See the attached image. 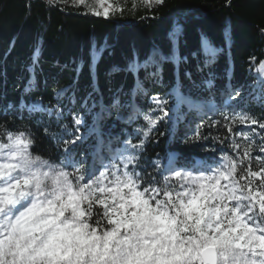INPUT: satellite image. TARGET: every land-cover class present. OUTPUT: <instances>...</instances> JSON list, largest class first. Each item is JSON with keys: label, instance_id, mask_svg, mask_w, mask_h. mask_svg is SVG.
<instances>
[{"label": "snow or ice", "instance_id": "1", "mask_svg": "<svg viewBox=\"0 0 264 264\" xmlns=\"http://www.w3.org/2000/svg\"><path fill=\"white\" fill-rule=\"evenodd\" d=\"M48 2L51 4L54 0ZM62 2L67 3V0ZM144 2L149 3V0ZM151 2L162 4L163 0ZM72 3L86 5L97 17L109 18L115 11H123L111 0H95L94 5H87V0H72ZM181 32L182 27L176 23L168 33L172 45L169 54L153 45L141 60L133 48V59L126 71L136 76V86L133 100L124 105L130 109L127 122L138 119L143 111L135 102L136 94H148L139 77L141 70L145 71L146 79L162 83L163 64L171 62L177 75L176 86L166 94L177 103L166 109L164 105L168 100L158 95L152 98L162 115L153 118L151 111L144 115L147 129L134 130L135 134H142L138 143L129 139L113 150L111 140L106 147L98 135V121L103 113L121 108L119 94L112 98L110 106L100 101L101 111L94 116L93 125L86 133H80L85 124L83 115L73 116L75 133L79 134L68 131L67 124L62 126L61 132L74 138L63 141L65 147L59 163L44 159V163L36 167L34 157L42 156L30 151L35 139L25 131L14 134L0 125V129H4L0 131V264H264V159L255 157L254 167L253 136L233 133L232 128L233 123H238L248 128L257 125L264 130V122L251 111L245 112L229 103L237 98L245 100L244 86L235 89L229 80L228 90L222 93L226 99L221 101L220 110L230 114L225 116V121L233 136L231 145L237 153L235 157L224 154L203 166H198L194 158L180 157L167 158L166 166L161 167L157 159L153 162L155 174L141 166V153L160 121L168 120L170 126L185 121L186 130L191 131L194 121H187V113L181 109L212 111L216 108L214 94L204 98L183 91L179 65L182 59L186 63L188 58L179 53ZM201 42L205 55L211 51L215 57L222 51L210 48L203 33ZM107 47L106 42L97 51L93 45L94 63L99 62ZM39 56L37 47L33 65L28 69L32 76L24 88L25 93L34 90ZM212 63L214 59L206 60L204 65ZM82 68L83 62L76 68L77 79ZM89 69L91 72L92 64ZM202 70L198 66V71ZM117 71L121 69L113 67L112 72ZM257 71L264 77V61ZM185 75L191 79L190 72ZM204 85L211 89L214 81L205 80ZM72 88L73 85H69L58 90L57 101L72 92L68 103L74 106L76 95ZM91 96L89 93L84 98L82 108H89ZM251 99L249 94L246 102ZM96 106L93 101L92 108ZM25 108L30 115L39 112L51 120L55 113L57 121L64 118L59 103L53 108L45 107L42 101L25 104L22 100L20 110ZM9 110H13V105L7 106L5 114ZM89 114H92L90 110ZM216 123L213 121V126ZM202 127L201 118L187 142L208 139L202 135ZM255 131L253 128L252 133ZM94 132L98 135L97 145L88 164L87 155L82 160L77 159L75 146L85 143ZM237 135L245 142L243 155L239 154L242 146L235 139ZM259 152L264 153V145L259 147Z\"/></svg>", "mask_w": 264, "mask_h": 264}, {"label": "trees", "instance_id": "2", "mask_svg": "<svg viewBox=\"0 0 264 264\" xmlns=\"http://www.w3.org/2000/svg\"><path fill=\"white\" fill-rule=\"evenodd\" d=\"M111 2L123 11H115L109 18H104L91 14L86 5H73L72 0L67 3L54 0L51 4L48 0H0V125L14 134L19 131L30 134L35 139V145L30 147L32 154L41 155L50 163H59L65 147L63 141L74 138L63 134L62 126L67 124L68 131L75 133L73 116L83 115L85 124L80 133H86L93 125L94 116L101 111L100 101L110 106L112 98L119 94L121 108L103 113L98 121V135L106 147L111 140L113 150L122 147L129 139L138 143L142 134L137 135L134 130L138 127L147 129L144 115L150 111L153 118L162 115L152 98L158 95L168 100L169 103L164 105L166 109L177 103L174 97L166 95L176 86L177 75L171 62L163 64L162 83L146 79L145 71L141 70L139 77L148 94H136L135 102L143 111L138 119L127 122L130 109L124 105L133 100L136 76L126 68L133 59V48L141 60L153 45L169 54L172 45L168 33L178 23L182 27L178 37L179 53L188 58L186 63L182 59L179 65V82L183 91L204 98L214 94L216 108L212 111L207 108L181 109L187 113V121H194L191 131L186 130L185 121L171 126L168 120L160 121L141 153V166L155 174L153 162L157 159L164 167L167 158H194L198 166H203L219 160L224 154L235 157L237 153L231 145L233 136L229 134L225 121V116L230 114L220 110L223 107L221 101L226 99L222 93L228 90L229 80L235 89L244 86L245 100L237 98L229 103L238 105L245 112L251 111L260 122H264V77L257 71L258 65L264 61V0H163L162 4L151 0L149 3L144 0ZM94 4L95 0H87V5ZM202 33L210 48L222 49L215 57L211 51L205 55ZM106 42L108 47L99 62L94 63L93 45L98 51ZM37 47L40 56L35 65L34 90L25 93L24 88L32 76L28 69L33 65L32 57ZM213 59L215 63L204 65L206 60ZM81 62L83 68L77 79L76 68ZM198 66L203 70L198 71ZM113 67H119L121 71L112 72ZM186 72L191 73V79L186 77ZM208 79L214 81L211 89L204 85ZM69 85H73L72 91L76 95L74 106L68 103L72 92L59 101L55 98L58 90ZM89 93L92 94L88 100L89 108L84 109L82 104ZM249 94L252 99L246 102ZM22 100L25 104L42 101L45 107L53 108L59 103L64 118L57 121L55 113L51 120L39 112L30 115L26 108L20 110ZM93 101L97 103L95 108H92ZM9 104L13 105V110L5 114ZM201 118L203 127L200 131L208 139L187 142ZM213 121L217 122L215 126ZM232 128L233 133L245 132L253 136L255 167V157L264 159V153L259 152V147L264 145L261 138L264 130L257 125L248 128L238 123H233ZM253 128L255 133H252ZM98 135L94 132L85 143L75 146L78 160L87 155V163L91 164ZM235 139L241 144L239 154L243 155L245 142L238 135Z\"/></svg>", "mask_w": 264, "mask_h": 264}, {"label": "clouds", "instance_id": "3", "mask_svg": "<svg viewBox=\"0 0 264 264\" xmlns=\"http://www.w3.org/2000/svg\"><path fill=\"white\" fill-rule=\"evenodd\" d=\"M45 158H35L34 157V162L36 167H40L44 163Z\"/></svg>", "mask_w": 264, "mask_h": 264}]
</instances>
